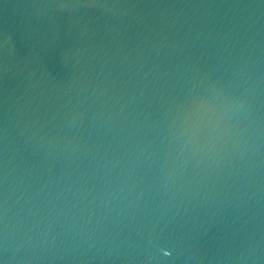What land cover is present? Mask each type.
I'll return each instance as SVG.
<instances>
[{"label": "water", "instance_id": "95a60500", "mask_svg": "<svg viewBox=\"0 0 264 264\" xmlns=\"http://www.w3.org/2000/svg\"><path fill=\"white\" fill-rule=\"evenodd\" d=\"M0 264H264V0H0Z\"/></svg>", "mask_w": 264, "mask_h": 264}]
</instances>
